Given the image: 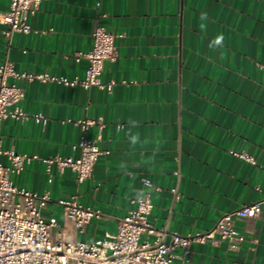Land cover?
<instances>
[{"label":"crops","instance_id":"obj_1","mask_svg":"<svg viewBox=\"0 0 264 264\" xmlns=\"http://www.w3.org/2000/svg\"><path fill=\"white\" fill-rule=\"evenodd\" d=\"M8 8L0 0V19ZM29 22L33 30L15 33L8 51L18 73L84 79L88 61L79 55L92 49L94 29L121 35L101 77L114 83L111 91L10 78L24 89L30 117L3 121V146L40 158L12 180L50 191L43 215L57 218L56 237L94 243L116 234L140 191L166 243L175 233L208 231L225 213L264 197V0H43ZM4 29L0 22V65ZM219 35L222 45L210 46ZM39 113L44 119L33 117ZM85 120L96 124L83 131ZM129 120L138 123L135 146ZM82 136L104 152L91 177L78 185L72 171L54 168L49 184L41 159L78 157L73 146ZM74 194L101 213L83 233L57 203ZM236 226L245 235L236 250L225 242L193 244L190 256L177 249L173 264H264V205L259 217Z\"/></svg>","mask_w":264,"mask_h":264},{"label":"built area","instance_id":"obj_2","mask_svg":"<svg viewBox=\"0 0 264 264\" xmlns=\"http://www.w3.org/2000/svg\"><path fill=\"white\" fill-rule=\"evenodd\" d=\"M43 0H8L9 8L2 14L0 22L5 26L4 37L8 40V50L4 62L0 65V127L3 121L14 119L24 121L30 116L23 110L24 89L10 78L54 82L65 86H81L86 90L99 88L111 91L114 83H104L101 79L107 61L117 58L115 35L103 27H96L91 35L92 49L79 58L88 61L84 79H68L51 76L48 73H18L8 57L12 37L15 33L26 34L33 30L29 18L37 13ZM99 3L97 7H99ZM264 70V67H263ZM44 119L39 113L33 116ZM81 129L86 131L96 124L93 120L79 122ZM79 150L78 157L55 155L41 159L45 165L49 184L53 183V169L70 170L75 174L78 185L83 184L93 173L99 157L104 154L97 143L82 136L73 146ZM231 153L253 163L246 153ZM107 154V153H105ZM6 158L8 164L2 159ZM37 155L18 154L14 150L5 149L0 132V264H173L175 251L181 249L184 256L191 255L193 244L218 245L222 242L236 250L245 241V235L236 226L237 221L254 219L261 215L264 197L255 203L225 213L208 231L187 235L173 234L169 243L165 242L166 233L158 231L150 223L153 203L149 196L132 201L134 207L122 218L116 234L108 238L86 243L66 239L61 233L56 237L59 226L56 217H45L43 210L52 200L50 191L38 194L19 188L12 180L13 175L20 174ZM144 184L151 186L150 180ZM63 209V215L75 231L83 233L86 227L101 216L99 210L85 206L80 202L79 195L57 201ZM154 237L153 241L149 238ZM146 240L142 241V238Z\"/></svg>","mask_w":264,"mask_h":264},{"label":"clouds","instance_id":"obj_3","mask_svg":"<svg viewBox=\"0 0 264 264\" xmlns=\"http://www.w3.org/2000/svg\"><path fill=\"white\" fill-rule=\"evenodd\" d=\"M205 18H206V14L202 15L201 19H205ZM202 27H203V25H202ZM223 39H224V37L222 35L217 36L212 41V44L210 46H220V45H222ZM129 125H130V130H129V133H128V135H129V143H130V145L135 146V145L141 143L140 134L138 132L133 133L131 131V129L138 127V123L135 120H129ZM142 194H143L142 191L138 192L137 193V197L141 198Z\"/></svg>","mask_w":264,"mask_h":264}]
</instances>
